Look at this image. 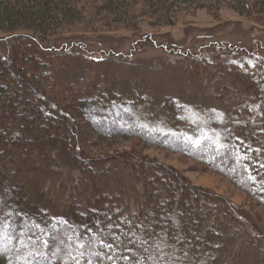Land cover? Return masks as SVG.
Instances as JSON below:
<instances>
[{
  "label": "rangeland",
  "instance_id": "obj_1",
  "mask_svg": "<svg viewBox=\"0 0 264 264\" xmlns=\"http://www.w3.org/2000/svg\"><path fill=\"white\" fill-rule=\"evenodd\" d=\"M27 1L22 3L30 5L32 13L18 24L0 21V71L5 69L2 63H11L13 37L21 35L46 53L64 56L57 63L65 69L61 94L80 89V82L91 90L146 94L150 103L145 123L159 130L165 129L164 120L159 123L153 115L164 111L167 98L178 99L187 107L179 125L218 142L224 117L233 113L239 122L246 92L255 91L246 83H256L255 74H249L252 65L235 60L251 54L264 63V0ZM236 67L245 69L235 75ZM5 105L0 97V109ZM55 121L60 122L52 117L51 123ZM66 123L74 151L103 164L75 159L63 142L46 143L47 158L25 161L12 151L0 158V168L17 174L22 184L18 191L26 200L60 218L67 211L85 214L109 202L140 213L146 184L170 175L154 171L151 174L158 176L144 179L136 167L158 164L178 173L182 183L216 198L213 219L220 226L215 227L221 233L218 255L224 264H264V204L235 181L184 152L138 137L101 138L84 122L77 121L76 127Z\"/></svg>",
  "mask_w": 264,
  "mask_h": 264
},
{
  "label": "trees",
  "instance_id": "obj_2",
  "mask_svg": "<svg viewBox=\"0 0 264 264\" xmlns=\"http://www.w3.org/2000/svg\"><path fill=\"white\" fill-rule=\"evenodd\" d=\"M23 1L0 0V21L10 19L18 24L32 13V7ZM33 1L38 0L27 2ZM13 41L11 63H2L5 69L0 71V97L6 101L0 109V158L13 152L25 161L41 155L47 158L46 143L63 142L75 159L101 165L104 160L76 153L70 144L66 122L76 127L81 121L101 138L138 137L184 152L264 204V63L260 57L250 54L235 60L252 65L249 74H255L256 83H246L255 91L246 92L239 122L233 113L224 117V133L218 142L199 136V132L188 133L179 125L187 107L178 99L167 98L164 111L153 115L159 123L164 120L165 129L159 130L145 123L150 103L146 94L130 97L113 88L91 90L81 82L77 84L80 89L69 88L61 94L65 69L57 63L64 56L46 53L21 35ZM237 69L245 68L236 67L235 75ZM52 117L60 122L51 123ZM136 168L144 173V179L158 176L151 174L154 171L170 175L146 184L142 212H128L126 207L109 202L85 214L67 211L61 218L26 200L18 191L17 174L6 166L0 168V264H224L218 255L223 244L219 242L220 226L213 219L216 198L182 183L178 173L164 166L141 163Z\"/></svg>",
  "mask_w": 264,
  "mask_h": 264
}]
</instances>
